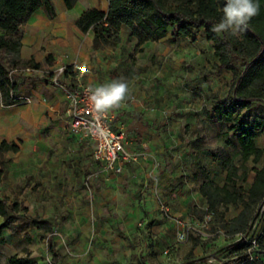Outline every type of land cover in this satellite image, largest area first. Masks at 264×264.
Here are the masks:
<instances>
[{
	"label": "rangeland",
	"instance_id": "rangeland-1",
	"mask_svg": "<svg viewBox=\"0 0 264 264\" xmlns=\"http://www.w3.org/2000/svg\"><path fill=\"white\" fill-rule=\"evenodd\" d=\"M168 1L180 4L186 0ZM88 8L106 12L107 1L76 0L71 10L63 7L61 19L67 25L64 38L69 41L70 48L69 53L50 52L54 61L51 69L68 66L70 77L66 76L63 82L73 87L78 82L95 87L114 79L125 78L131 93L130 98L125 101L128 115L149 126L164 123L167 131L171 129L179 134L180 145L184 148L178 150L173 161L172 157H163L166 167L174 168L178 165L180 169L181 175L172 182L175 188L171 192L173 199L182 184L194 185L193 183H198L206 174H213L217 186L224 182V173L227 172L224 169L226 159L238 169L237 177H232L236 190L247 198L254 180V169H259L264 164V131L255 141L263 150L262 158L258 163L251 160L242 162L234 137L231 133L227 138L223 136L227 125L209 118L212 107L229 98L232 76L228 71L217 70L218 60L204 31L194 33V39L171 42L172 30H169L166 36L159 40L146 43L144 51L135 53V39L128 40L129 31L121 28L120 39L115 46L94 49L91 33L83 34L74 26L76 19L74 17H78L81 11ZM53 9L59 12L55 2ZM46 19H49L47 14ZM20 35L23 36V30H20ZM43 49L46 50L45 47ZM48 67L46 58L37 71L22 63L16 68L12 67L9 78L17 82L24 79L26 85V88H20L24 97L23 102L12 106H3L0 103V141L4 139L22 142L18 153L7 152L0 155V198L7 199L10 205L13 203L22 205V201H31L34 204L39 201H66L63 194H66L67 190L64 189L66 184L63 181L72 171L78 172V169L84 171L82 184L86 193L85 200L93 199L91 197L93 183L102 181L99 166L93 160L89 149L78 153L70 149L71 139H78L85 146L88 143L85 136L71 131L61 93L49 81ZM27 68L30 69L29 72ZM33 90H38L41 97L33 94ZM40 99L43 104L45 101L48 105L49 103L57 105V109L53 111L48 108L41 116L36 115L33 108ZM44 106L46 107L45 104ZM260 107L264 108V102L253 103L249 114L257 115ZM242 119L247 117L243 115ZM156 131L164 132L160 127ZM52 133L60 137L65 135L67 138L64 141L51 140ZM38 139L41 140L39 144ZM227 139L231 141L229 145L226 143ZM51 159L55 160L56 167H64L58 173L59 179L55 189L49 182H41V179L33 174V170L37 169L36 165L43 162L44 167L45 160ZM194 173L201 179L193 178ZM154 196L158 198V194ZM241 209L240 205H228L219 206L210 212L206 203L194 205L188 209L187 219L182 218L184 223L179 225L180 228L184 225L185 229L179 232H184L185 238L181 242H176L175 246L167 248V252L161 254L163 260L157 264H226L227 261H235L239 254L256 249L258 247L256 241L264 235V203L255 208L254 218L245 235L227 234L225 224L237 216ZM22 215L21 212L20 216ZM28 217L34 218L33 215ZM23 222L20 217L17 221L18 227H21ZM59 230L58 228L54 231L58 234ZM5 235L11 243L10 247L18 252L28 254L25 247L34 246L39 248L41 253H45L42 259L44 262L73 264V261L72 263L70 261L73 256L68 255L69 251L58 246L63 244V239L60 243L54 244L59 256L53 260L51 253H48L49 243L46 235L34 229H29L24 234L19 228L10 234L6 231ZM43 238L46 240L44 243L41 242ZM90 241L91 246H94L95 240ZM97 245L100 246V243ZM7 249V246L0 245L2 261L8 255ZM91 262L92 254L89 253L83 264ZM238 264H264V258L252 255L248 260Z\"/></svg>",
	"mask_w": 264,
	"mask_h": 264
},
{
	"label": "crops",
	"instance_id": "crops-1",
	"mask_svg": "<svg viewBox=\"0 0 264 264\" xmlns=\"http://www.w3.org/2000/svg\"><path fill=\"white\" fill-rule=\"evenodd\" d=\"M51 2L53 6L55 2L59 7V12L56 9L54 11V18L46 19V12L39 9L20 28L23 30L20 50V63L22 64L30 61V63L41 66L43 59L51 55L50 52L52 51L62 54L64 52L69 53V41L64 38L67 33V25L61 19L65 4L63 0H51ZM74 18L77 19V17ZM75 29L77 28L75 27ZM88 33H91V38H93L92 32ZM51 61L52 65L48 69L53 66L52 56ZM66 76L70 77L69 75ZM20 88L24 89L26 85L23 83ZM20 88L17 90V97L23 99ZM52 89L54 90V88ZM32 93L41 97L38 90H33ZM53 99L55 100V97ZM38 101L33 109L39 116L48 108L54 111L58 107L51 103L48 105L44 101L45 107L41 99ZM105 113L109 117L112 129L124 133L126 151L145 154L146 158L126 164L121 174L105 172L97 164L102 181L93 183L91 196L93 199L90 201L85 200L86 193L82 184L84 171L78 169V172L72 171L70 176L63 181L66 184L64 189L67 190V193L63 194L66 201H39L37 204L31 201H22V206L27 210V216L33 215L34 218L52 223L53 244L60 243L63 239V244L58 246L69 251L68 255L73 256L72 259L70 258L73 264H83L89 253L92 254L90 264H157L163 260L161 254L167 252V248L172 247L177 242L179 231L185 229L184 225L181 228L179 226L184 223V220L181 219H187L186 214L194 205L206 203L200 192L202 183L209 181L215 184L216 180L211 173L206 174L203 179L194 173L193 178L201 180L198 183H193L194 185L182 184L173 199L171 192L175 188L172 186V182L181 175L180 169L178 165H175L174 168L172 166L166 167L163 157H172L173 161L178 150L184 148L180 145L179 134L174 133L171 129L167 131L164 123L149 126L133 119L128 115L126 102L119 108L110 109ZM158 127L164 132L158 133L156 131ZM66 138L65 135L60 137L54 133L50 136L51 140L64 141ZM39 142H41L40 139L37 143L39 144ZM70 142L71 151L74 150L78 153V151L83 150L85 152L88 148L93 157V146L87 139L88 145L86 146L80 143L78 139H71ZM235 146L239 150L236 143ZM80 155L82 156L83 152ZM45 161L44 167L43 162L37 163V169L36 171L33 170V174L38 176L41 182H49L55 189L59 179L58 173L64 167H56V162L53 159ZM42 167L43 169H41ZM226 173H224V179ZM224 182L219 183L218 186L221 187ZM154 194H158V198ZM3 221L4 219L0 217V224ZM58 228L60 230L56 234L55 231ZM28 230L23 231L24 234ZM6 231H3L5 239L3 245L8 247L6 251L8 255L4 261L0 257V264H7V258L12 255L38 264H49L42 260L45 253H41L39 248L26 246L28 254H24L10 247L9 244L11 243L5 235ZM90 240H95L94 246H91ZM45 241V238L41 240L42 243ZM99 243L100 246L97 245ZM48 253L50 254V251Z\"/></svg>",
	"mask_w": 264,
	"mask_h": 264
},
{
	"label": "trees",
	"instance_id": "trees-1",
	"mask_svg": "<svg viewBox=\"0 0 264 264\" xmlns=\"http://www.w3.org/2000/svg\"><path fill=\"white\" fill-rule=\"evenodd\" d=\"M107 11L96 8L85 9L75 19V27L83 34L92 32V47H113L119 41L122 27L129 31L128 40L135 39L134 52H142L148 42H155L172 30L171 42L179 39H194V33L204 31L208 41L212 43L214 56L218 60L217 70L228 71L231 78L229 98L215 104L209 118L215 122L226 124V131L234 137L239 147L242 162L251 160L258 163L263 150L257 146L256 138L264 131V108L257 110V115L249 114L253 103L264 102V0H256L260 5L259 14L253 17L247 27L237 35L230 33L217 34L211 31L214 24L222 18L225 0H190L172 3L168 0H106ZM67 10H71L76 0H63ZM39 9L54 18L55 12L51 0H0V103L12 106L23 102L17 97L24 79L17 82L9 78L10 69L20 63L21 35L24 26ZM46 62L52 65L51 55ZM34 70L40 65L26 63ZM10 66V67H9ZM243 115L247 119H242ZM228 139L226 143L229 145ZM21 141L0 142V155L20 150ZM226 178L220 187L209 181L200 186V192L206 200L210 212L219 206H238L241 211L225 224L229 235H245L254 218V210L264 203V164L254 169V180L248 190L247 198L235 188L232 177H237V168L228 159L224 162ZM1 176V172H0ZM243 179V177H242ZM23 213L20 216V213ZM27 210L17 203L8 204L7 199L0 198V245L5 244L3 231L14 233L18 230L35 229L47 236L49 251L53 260L59 256L53 244V225L47 220L31 218ZM23 219L21 227L17 223ZM258 247L249 253L239 254L235 261L226 264H238L248 260L252 255L264 258V235L256 241ZM244 246V245H242ZM247 247V246H245ZM241 248V247H240ZM244 248V247H243ZM7 264H38L17 255L7 258Z\"/></svg>",
	"mask_w": 264,
	"mask_h": 264
},
{
	"label": "built area",
	"instance_id": "built-area-1",
	"mask_svg": "<svg viewBox=\"0 0 264 264\" xmlns=\"http://www.w3.org/2000/svg\"><path fill=\"white\" fill-rule=\"evenodd\" d=\"M29 68L26 69L27 72L30 71ZM68 68L59 66L55 70L49 69L47 74L50 83L62 95L71 131L85 136L93 146L94 161L105 172L121 174L126 164L146 158L145 154L126 151L124 133L114 131L108 115L94 109L89 99V86L78 82L73 87L63 82L68 75ZM184 238V232H179L176 240L181 242Z\"/></svg>",
	"mask_w": 264,
	"mask_h": 264
},
{
	"label": "clouds",
	"instance_id": "clouds-1",
	"mask_svg": "<svg viewBox=\"0 0 264 264\" xmlns=\"http://www.w3.org/2000/svg\"><path fill=\"white\" fill-rule=\"evenodd\" d=\"M260 5L256 0H225L222 18L212 26L214 33L237 35L250 20L259 14ZM90 101L97 112L119 108L130 98L129 83L121 77L88 89Z\"/></svg>",
	"mask_w": 264,
	"mask_h": 264
}]
</instances>
